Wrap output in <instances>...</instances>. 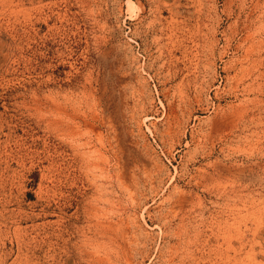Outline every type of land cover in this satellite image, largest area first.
<instances>
[{
    "label": "rangeland",
    "instance_id": "obj_1",
    "mask_svg": "<svg viewBox=\"0 0 264 264\" xmlns=\"http://www.w3.org/2000/svg\"><path fill=\"white\" fill-rule=\"evenodd\" d=\"M0 264H264V0H0Z\"/></svg>",
    "mask_w": 264,
    "mask_h": 264
},
{
    "label": "bare ground",
    "instance_id": "obj_2",
    "mask_svg": "<svg viewBox=\"0 0 264 264\" xmlns=\"http://www.w3.org/2000/svg\"><path fill=\"white\" fill-rule=\"evenodd\" d=\"M83 143V142H82ZM99 225V224H98ZM97 226V225H96ZM98 242V241H97ZM86 243V242H85ZM96 249V248H95ZM97 259V258H96Z\"/></svg>",
    "mask_w": 264,
    "mask_h": 264
}]
</instances>
